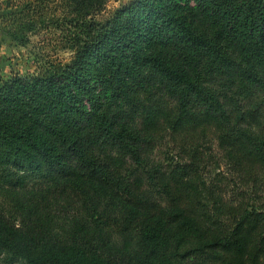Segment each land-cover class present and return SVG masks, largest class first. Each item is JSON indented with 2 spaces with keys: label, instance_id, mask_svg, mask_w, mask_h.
I'll return each instance as SVG.
<instances>
[{
  "label": "trees",
  "instance_id": "1",
  "mask_svg": "<svg viewBox=\"0 0 264 264\" xmlns=\"http://www.w3.org/2000/svg\"><path fill=\"white\" fill-rule=\"evenodd\" d=\"M45 1L0 15L70 51L0 78V264H264V0Z\"/></svg>",
  "mask_w": 264,
  "mask_h": 264
},
{
  "label": "rangeland",
  "instance_id": "2",
  "mask_svg": "<svg viewBox=\"0 0 264 264\" xmlns=\"http://www.w3.org/2000/svg\"><path fill=\"white\" fill-rule=\"evenodd\" d=\"M6 0H0V15L9 10H18V6H5ZM24 0H9L10 4H19ZM126 0H108L107 9H113ZM46 8L43 12L52 15L59 12L62 6L61 0H46ZM56 3V4H55ZM58 3V4H57ZM60 9V10H59ZM0 18V78L9 76L13 72H33L43 61L64 60L70 56L66 41L61 40L62 35L55 29L38 28L34 31H25L28 39L21 44L15 41L4 29Z\"/></svg>",
  "mask_w": 264,
  "mask_h": 264
}]
</instances>
